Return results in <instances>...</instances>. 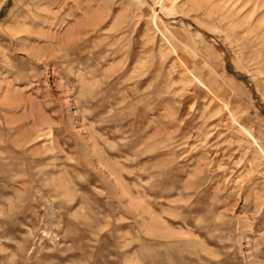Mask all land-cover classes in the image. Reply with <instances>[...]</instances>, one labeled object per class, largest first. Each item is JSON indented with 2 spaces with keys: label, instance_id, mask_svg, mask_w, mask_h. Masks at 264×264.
<instances>
[{
  "label": "rangeland",
  "instance_id": "374dc122",
  "mask_svg": "<svg viewBox=\"0 0 264 264\" xmlns=\"http://www.w3.org/2000/svg\"><path fill=\"white\" fill-rule=\"evenodd\" d=\"M263 3L0 0V264H264Z\"/></svg>",
  "mask_w": 264,
  "mask_h": 264
},
{
  "label": "bare ground",
  "instance_id": "6f19581e",
  "mask_svg": "<svg viewBox=\"0 0 264 264\" xmlns=\"http://www.w3.org/2000/svg\"><path fill=\"white\" fill-rule=\"evenodd\" d=\"M261 1V0H260ZM263 1V0H262ZM215 2V1H214ZM218 2V1H217ZM200 3H205V4H210L211 6H213L212 5V3H213V0H200ZM219 3V2H218ZM216 4V5H218V6H214L215 8H217V7H220L219 6V4ZM220 4H224V3H221V1H220ZM264 4V3H263ZM263 6V5H262ZM209 7V6H208ZM211 9H213V8H211ZM220 9H224V8H222V7H220ZM217 11V10H216ZM220 11V10H219ZM222 12H223V10H221ZM221 12V13H222ZM236 13V12H235ZM229 15V14H228ZM232 15V14H231ZM226 16H227V14H226ZM225 16V17H226ZM231 18H233V21H235V23H236V25L238 26V25H241V26H246V27H253L252 25H253V20H252V15H251V13H250V15L248 14V15H245V17L244 16H242L241 17V19L240 18H238V13L237 14H234V15H232L231 16ZM231 20V19H230ZM252 20V21H251ZM255 28H257V29H261V28H263L264 29V15L262 16V19L261 20H259V22L258 23H256L255 25H254V27H253V29H255ZM252 29V28H251Z\"/></svg>",
  "mask_w": 264,
  "mask_h": 264
}]
</instances>
